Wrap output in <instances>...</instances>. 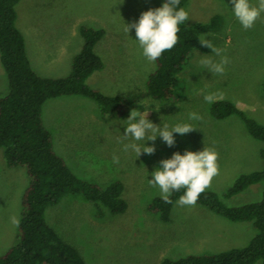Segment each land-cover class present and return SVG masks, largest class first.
Returning <instances> with one entry per match:
<instances>
[{
    "label": "rangeland",
    "instance_id": "obj_1",
    "mask_svg": "<svg viewBox=\"0 0 264 264\" xmlns=\"http://www.w3.org/2000/svg\"><path fill=\"white\" fill-rule=\"evenodd\" d=\"M163 3L164 0H20L16 5V24L36 71L47 76L68 74L74 55L84 43L81 28L101 29L103 36L94 50L103 66L94 70L86 83L105 95L131 99L130 109L123 115H102L97 102L82 95L52 97L42 108L56 151L77 176L101 186L113 181L123 184L127 208L122 213L102 207L103 215H97L94 203L79 194H66L46 209L47 222L62 240L79 250L85 264H161L164 258L242 247L256 233L250 224L232 222L197 203L194 207L181 206L179 199L168 220H162L149 207L160 194L148 180L161 167V160L171 158L175 152L202 151L206 146L219 153L220 169L206 190L214 191L227 206L261 199V182L234 196L225 193L240 174L264 168V140L254 138L236 113L222 119L213 117L214 102H205L204 96L218 93L215 101H230L264 125V14L253 28L245 30L234 18L231 0H188V24L207 23L218 17L213 28L199 34H209L206 38L225 50L230 63L222 75H212L199 61L204 55L215 61L220 57L210 50L193 49L178 73L180 90L175 98L158 99L146 94L136 102L133 98L146 91L147 78L156 62L143 56L135 29L128 35L124 27L138 22L142 12ZM7 91V76L0 61V94ZM132 109L149 111L148 119L159 126L188 122L196 129L184 135L173 133L172 147L159 136L145 142L124 139L125 120ZM190 112L203 119L189 121ZM133 142L141 147L144 143L154 146L155 153L142 152L137 157L132 150L124 151V145ZM114 156L119 163H114ZM27 182L24 169L9 166L5 149L0 147V256L17 240L18 225L12 218H20L21 196Z\"/></svg>",
    "mask_w": 264,
    "mask_h": 264
},
{
    "label": "trees",
    "instance_id": "obj_2",
    "mask_svg": "<svg viewBox=\"0 0 264 264\" xmlns=\"http://www.w3.org/2000/svg\"><path fill=\"white\" fill-rule=\"evenodd\" d=\"M20 0H0V61L4 67L8 91L0 94V147H4L9 166L24 169L28 182L21 196L16 242L0 256V264H85L79 250L62 240L47 222L46 209L55 205L66 194H79L94 203L97 215L107 208L122 213L127 202L122 197L123 184L113 181L106 186L77 176L53 142L51 131L45 126L42 108L49 98L64 95H82L97 102L102 115H123L131 106L126 96H108L86 80L94 70L103 66L95 52L96 43L103 36L101 29L83 26L84 43L77 52L71 71L64 76L40 74L33 67L23 33L17 27L16 5ZM188 0H180L185 8ZM165 2V0H164ZM217 16L210 22H187L180 25L179 41L156 60V67L147 78V89L133 98H175L179 94L178 73L193 49L209 51L198 42L199 33L214 27ZM264 94V82L262 91ZM236 113L244 121L249 133L264 140V125L249 118L234 103L217 100L211 114L217 119ZM264 157V149L261 152ZM262 183V197L256 202L227 206L212 190L203 192L197 201L202 207L232 222L247 223L256 228L250 242L242 247H230L213 254H190L178 259L164 258L161 264H264V168L240 174L225 195L234 196L249 186ZM184 189L174 192L172 203L155 196L150 209L168 220L172 207L183 195Z\"/></svg>",
    "mask_w": 264,
    "mask_h": 264
},
{
    "label": "clouds",
    "instance_id": "obj_3",
    "mask_svg": "<svg viewBox=\"0 0 264 264\" xmlns=\"http://www.w3.org/2000/svg\"><path fill=\"white\" fill-rule=\"evenodd\" d=\"M231 3L234 5L232 8L234 18L245 30L253 28L256 21L264 14V0H256L255 3L253 0H231ZM189 19V12L180 7V0H165L161 7L142 12L138 22L125 24L124 31L129 35L130 30L135 29V40L142 49L143 56L147 61L154 63L165 51H170L175 47L179 41L180 25ZM206 35L209 36V34H201L197 38L199 44L210 49L211 53L220 59L215 61L212 56L204 55L199 63L212 75H222L230 59L224 54L225 50L215 46L212 40L206 38ZM217 95L218 93L214 92L206 94L204 100L211 104L215 102ZM159 108L156 111H159ZM148 112L146 110L141 112L138 109L130 110V115L125 120L127 123L123 134L124 139L131 137L133 141L145 142L155 141L159 136L167 146L172 147L175 145L173 133L184 135L196 129L188 122L172 126L156 125L148 119ZM188 119L189 121H200L203 117L196 112H190ZM128 150L134 151L139 157L142 152L149 155L154 154L156 149L154 146H146L145 143L141 147L133 142L124 145V151ZM218 160L219 153L214 148L206 146L202 151L185 150L183 154L175 152L171 158L159 162L161 167H157L152 172L153 178L148 180V183L151 187L159 189L161 199L166 203H172L170 197L174 192L184 189L178 204L194 207L199 196L219 175ZM113 161L119 163V158L114 156ZM12 222L19 224V220L15 217L12 218Z\"/></svg>",
    "mask_w": 264,
    "mask_h": 264
}]
</instances>
